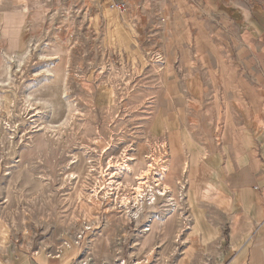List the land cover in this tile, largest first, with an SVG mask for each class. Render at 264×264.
Instances as JSON below:
<instances>
[{
	"label": "rangeland",
	"instance_id": "1",
	"mask_svg": "<svg viewBox=\"0 0 264 264\" xmlns=\"http://www.w3.org/2000/svg\"><path fill=\"white\" fill-rule=\"evenodd\" d=\"M237 7L264 0H0V264H225L230 229L217 250L189 235L185 194L196 152L264 151V37ZM170 198L174 234L147 231Z\"/></svg>",
	"mask_w": 264,
	"mask_h": 264
},
{
	"label": "crops",
	"instance_id": "2",
	"mask_svg": "<svg viewBox=\"0 0 264 264\" xmlns=\"http://www.w3.org/2000/svg\"><path fill=\"white\" fill-rule=\"evenodd\" d=\"M232 11L235 17L243 18L246 22L249 35L255 30L258 37H264L263 9L255 8L253 15L250 13L252 19L249 20L243 17L245 8L237 7ZM254 17L258 18V21ZM253 22H256V25L259 22L257 27ZM258 84L264 86V59L260 65ZM259 97V116L262 117L263 126L260 128L263 130L264 96ZM262 145L261 149L264 150V143ZM237 146L242 148L239 150ZM222 147L227 153L221 157L217 152L216 157L210 158L213 154L201 156L199 151L196 152L194 164H191V157L188 158V172L202 182L198 191L195 190L199 204L191 207L194 209L191 212L195 214L193 220L196 231L202 243L204 238L206 245H213L214 250L219 246L218 241L223 229L228 227V247L220 253V258L224 259L225 264H264V151L253 153L245 142L240 145L224 142ZM234 148L235 153L231 150ZM200 157L204 158L203 163ZM204 202L206 203L203 204ZM52 260L45 256L29 257L20 264L58 263Z\"/></svg>",
	"mask_w": 264,
	"mask_h": 264
},
{
	"label": "bare ground",
	"instance_id": "3",
	"mask_svg": "<svg viewBox=\"0 0 264 264\" xmlns=\"http://www.w3.org/2000/svg\"><path fill=\"white\" fill-rule=\"evenodd\" d=\"M20 42V41H19ZM17 43H18V39H17ZM62 71V69H59V70H57L56 71V76H62V77H64V74L61 72ZM66 91V90H65ZM175 136H176V138L180 141V144H182L183 145V143H182V140H181V136H180V133H176V134H174ZM178 147L179 146H173L172 147V151L173 152H177L178 151ZM157 159V158H156ZM130 160H133V158L132 159H130ZM154 161H155V158L153 159ZM156 165H158V167H160L161 165H160V160H156ZM170 163V162H169ZM123 166L128 170V171H130L131 173L132 172H134L135 171V169H133L132 167H130L129 165H127L126 163H124L123 164ZM150 167V168H149ZM154 167H153V165H149L148 166V168L146 169V170H143V171H141V173H140V167L137 169V172H138V175H140V176H144V175H148V173H149V171H151L152 169H153ZM165 167H163L162 166V168L160 167V170L161 169H163V173H165V172H167V169L165 168ZM188 169H189V166H188ZM186 172H187V167H186ZM157 172V171H156ZM163 173H160V178L157 180L156 178H155V176H153V180L156 182V185L157 186H161L162 187V189H159V190H157V189H151V191H150V194L148 193V201H149V204L150 205H154V204H156V202L158 201V199L159 198H165L166 197V194H167V190H169V189H171L169 186H167V185H163L162 184V180H164L165 178H166V176H167V174H163ZM155 174V173H154ZM159 175V174H158ZM163 175H165V176H163ZM151 177V176H150ZM137 180H143V178H141V177H138L137 178ZM158 181L160 182V183H158ZM181 182V181H180ZM144 183L145 182H143V181H140L137 185H136V187H135V191H136V193H137V195H136V197H135V199H134V201H135V203L137 204V205H141V203H140V199L144 196V192H145V189H143V186H144ZM148 188H151V185H148L147 186ZM182 188V187H181ZM200 188V187H199ZM184 189V188H183ZM198 189V188H197ZM196 189V190H197ZM155 190V191H154ZM198 191V190H197ZM185 192V191H184ZM172 193V192H171ZM107 194V193H106ZM183 195V194H182ZM186 196H187V200L189 201V204H190V206H192L193 207V205H198L199 203V201L197 200V198H196V193H195V190L193 191H191V190H187V192H186V194H185ZM198 195H199V193H198ZM107 196V195H106ZM168 196V195H167ZM182 198V197H181ZM99 199V198H98ZM142 200V199H141ZM166 200V199H165ZM169 201H172V203H168V204H165L164 206H167V207H169V209H167V214L164 216H155L154 218H152V220H151V222H150V228L147 230V231H153V229L155 228V230L156 231H158V232H160V231H163L162 233L163 234H165V235H169V236H172L173 234H174V225H175V223H176V221H177V219H178V217H179V212H178V206H177V203L173 200V199H169ZM168 201V202H169ZM174 201V202H173ZM94 203V205L92 204V206L93 207H98L99 206V204H98V202H93ZM92 206H90V207H92ZM98 209V208H97ZM194 210V209H193ZM96 211V210H95ZM91 212V211H90ZM139 215V209L138 210H136L135 212H134V216H138ZM186 222V221H185ZM186 227V226H185ZM191 227V226H190ZM161 229H163V230H161ZM179 229V228H178ZM1 232H3V231H1ZM189 235H191V236H196L197 235V232H196V224H194V226L192 227V228H190V232H189ZM1 238H2V241H1V244L3 245V246H5V244H6V240H7V236H6V232L4 233H2L1 234ZM69 246V245H68ZM71 247V246H70ZM72 249V248H71ZM70 249V250H71ZM69 251V250H68ZM65 253V252H64Z\"/></svg>",
	"mask_w": 264,
	"mask_h": 264
},
{
	"label": "built area",
	"instance_id": "4",
	"mask_svg": "<svg viewBox=\"0 0 264 264\" xmlns=\"http://www.w3.org/2000/svg\"><path fill=\"white\" fill-rule=\"evenodd\" d=\"M116 7V4H111V8H115ZM58 256H60V254L57 252V255H56V257L58 258ZM55 257V258H56Z\"/></svg>",
	"mask_w": 264,
	"mask_h": 264
}]
</instances>
